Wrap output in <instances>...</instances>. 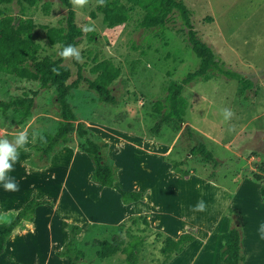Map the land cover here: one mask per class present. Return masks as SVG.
<instances>
[{"label": "rangeland", "instance_id": "obj_1", "mask_svg": "<svg viewBox=\"0 0 264 264\" xmlns=\"http://www.w3.org/2000/svg\"><path fill=\"white\" fill-rule=\"evenodd\" d=\"M181 1L191 12L198 37L211 47L219 65L236 77L215 71L208 80L197 78L185 85L183 122L163 124L158 134L150 130L159 117L156 102L164 98L169 83L181 81L199 64L185 36L174 30L181 26L180 20L174 28H146L140 24L144 10L122 0L126 8L133 7L128 20L108 26L96 9L97 0H88L82 8L71 3L75 22L83 30L76 46L82 75L93 78L90 67L103 59L119 66L120 74L109 86L117 103L99 101L84 79L71 88L68 100L89 138L107 144L104 155L116 168V185L143 192L136 202L124 203L114 189L92 182L93 163L75 131L51 154L42 156L33 133L56 130L60 115L55 90L0 72V100L25 94L33 97L31 115L24 121L12 109L0 111V138L12 140L26 131L29 140L28 150L19 149L18 161L7 173L19 190L5 191L0 184V220L9 219L32 196L46 200L35 208L32 222L10 237L0 264H65L64 251L72 236L71 253L80 256L77 264H126L121 253L96 256V239L109 240L115 234L126 240L145 236L138 263L158 264L167 221L178 218L184 231L195 228L197 234L199 230L202 244L215 231L228 230V207L211 187L235 192L244 179L264 183V0ZM66 14L59 0H38L31 15L40 56L58 57V45L47 43L42 26L64 25ZM63 64L72 82L77 66L71 58ZM240 78L249 86H243ZM223 109L234 113L231 119H224ZM198 142L212 152L216 166L190 153ZM169 161L190 175L183 178L171 171ZM252 197L256 199V193ZM201 200L206 209L192 211ZM238 203L244 215L247 251L260 260L264 239L258 229L264 223V202L256 199L242 204L239 197ZM257 263L252 259L251 264Z\"/></svg>", "mask_w": 264, "mask_h": 264}, {"label": "trees", "instance_id": "obj_2", "mask_svg": "<svg viewBox=\"0 0 264 264\" xmlns=\"http://www.w3.org/2000/svg\"><path fill=\"white\" fill-rule=\"evenodd\" d=\"M122 0H105L104 5H97V11L102 13L103 22L108 26H115L125 23L128 18V10L123 6ZM144 10L140 24L146 28L154 27L165 29L175 25L180 20L181 26L174 30L185 36V40L190 45L199 59L198 67L189 72L179 82H171L166 87V94L163 99L156 102V111L159 117L151 127V132L158 134L162 125L169 122L180 124L183 122L187 100L181 94L183 87L197 78L208 80L216 71L226 77H236L234 72L222 68L211 49L203 42L193 28L191 12L187 5L181 0H126ZM60 4L67 8L65 24L63 25H43L47 43L50 46L58 45V52L64 46L78 44L83 30L75 22V12L71 7L70 0H59ZM38 0H0V72L17 76L31 81H37L40 88H54L55 102L58 107L60 120L53 133H43L46 142L38 136L35 147L42 156H48L60 141H65L71 132L84 140V148L88 153L93 169L91 180L101 188L114 189L124 203L141 200L143 192L137 190H123L116 185V168L111 165L105 155L104 149L107 144L89 138L88 130L83 122L78 121L72 110L68 96L71 88L84 79L96 93L98 100L105 103H117L116 97L110 90V84L119 76L120 67L115 65L110 59H103L95 62L90 67L93 78L85 77L81 73L82 66L74 58L72 62L77 66V77L72 82H68L69 68L63 64L59 55L57 58L50 56H40L41 46L33 39L32 32L36 23L31 15L36 8ZM48 12L47 6H43ZM95 16V12H91ZM56 71H53V69ZM240 82L246 86L249 83L244 78ZM35 93V92H34ZM33 97L23 95L11 99L0 100V111L7 112L9 109L17 112L24 121L31 115ZM192 155H199L205 162L217 165V159L204 143L198 142L190 149ZM169 169L180 174L183 178L190 175L188 170L176 168V162L169 161ZM259 193L264 202V183H259ZM46 200L37 199L32 196L23 206L13 212L7 220H0V257L4 254L10 237L20 232L27 223H31L34 217L35 208ZM229 227L228 235L219 249V262L217 264H244L245 254L243 251V231L237 212L228 209ZM145 236L133 235L126 240L120 234H115L111 239H96L98 246L96 256L99 258L110 257L121 253L124 255L126 264H139L138 254L141 251ZM195 239V228L180 233L176 238L165 235L161 241L159 251L162 259L158 264H168L176 255ZM74 244L73 236L68 240L64 251L65 264H77L80 259L79 254H72L71 248Z\"/></svg>", "mask_w": 264, "mask_h": 264}, {"label": "crops", "instance_id": "obj_3", "mask_svg": "<svg viewBox=\"0 0 264 264\" xmlns=\"http://www.w3.org/2000/svg\"><path fill=\"white\" fill-rule=\"evenodd\" d=\"M165 166L168 168L167 163ZM211 183V182H210ZM254 188V190L252 189ZM216 192V195L219 196L223 200V205L227 206L228 209H234L238 213L240 217L241 227L243 231V251L245 254V261L244 264H251L252 259H257V264H264V257L260 260L259 256L256 254L252 256L248 251L246 247V233H245V227L243 226V212L240 210L238 198L240 197V201L242 204L253 202L256 199L260 201L261 203V197L259 193V183L256 184L252 182L250 179H244L240 182L235 192H232L228 189H223L219 186L211 187ZM256 193V199L252 197V200L250 198V195ZM264 205V204H263ZM263 205H261L263 207ZM177 220V221H176ZM175 221H167L164 226V230L166 231V235H170L174 238H176L180 233L184 232V227H179V220L176 218ZM221 231V230H220ZM217 231L212 233L210 237L205 241V243H201L200 239L198 238L197 234L200 233V231H197V234H195V239L189 243L181 253L176 255L168 264H217L219 262V249L222 246L223 242L225 241L228 230L221 232V234H218ZM213 243V245H212ZM208 256L210 257V260L208 259ZM1 258V257H0ZM251 260V262H250ZM45 264V263H44Z\"/></svg>", "mask_w": 264, "mask_h": 264}, {"label": "clouds", "instance_id": "obj_4", "mask_svg": "<svg viewBox=\"0 0 264 264\" xmlns=\"http://www.w3.org/2000/svg\"><path fill=\"white\" fill-rule=\"evenodd\" d=\"M72 5L78 7H84L88 0H70ZM97 3L100 5L105 4V0H97ZM85 31H91L93 29L86 28ZM58 55L62 59L74 58L77 62H82V57L80 50L74 45H67L58 52ZM53 71H56L54 68ZM222 115L225 120L231 119L234 113L229 109H223ZM39 136L40 139L46 142L45 138L41 133L34 132L33 140ZM29 143L28 133L26 131H20L16 134L12 140L7 138H0V184L3 185L5 191H18L19 186L14 178L7 175L8 172L13 170V165L18 161L19 158V149H24L27 151L26 145ZM206 209L205 203L201 200L192 208V211H204ZM260 238L264 239V223H262L258 229Z\"/></svg>", "mask_w": 264, "mask_h": 264}]
</instances>
